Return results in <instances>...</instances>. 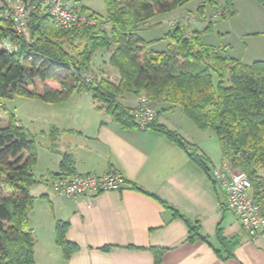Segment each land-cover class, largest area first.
Masks as SVG:
<instances>
[{
    "label": "trees",
    "instance_id": "trees-1",
    "mask_svg": "<svg viewBox=\"0 0 264 264\" xmlns=\"http://www.w3.org/2000/svg\"><path fill=\"white\" fill-rule=\"evenodd\" d=\"M190 1L104 0L110 31L95 12L91 16L98 23L69 28L60 25L46 7L39 5L30 14L23 33L14 31L10 16H2L12 10L10 2L2 3L0 43L7 42V47L0 49V100L25 97L59 102L76 92L89 93L97 109L104 110L121 127L140 129L133 108L121 100L126 94L138 99L145 95L155 107L169 105L158 110L145 129L160 132L188 151V141L158 121L163 110L177 108L200 130L214 132L222 151V166L248 174L251 196L264 213V60L246 64L227 55L224 48L220 51L202 40L204 34L212 31L215 20L235 15L234 0H203L197 8L198 15L205 17L208 7L213 11L204 30H188L176 24L160 39L146 40L139 35L150 19ZM256 1L264 7V0ZM81 8L85 12V7ZM218 13L220 16L214 18ZM163 40L169 41L166 50L151 49ZM9 44L15 49L8 48ZM99 49L111 50L108 63L118 72V82L104 76L91 81L83 77L85 73L92 74ZM37 81L43 84L41 90L36 88ZM8 116L7 125L0 127V264H36L35 235L29 227V215L36 201L31 188L37 183L33 172L37 145L26 127L18 123L16 114ZM189 156L212 174L214 166L204 153L193 152ZM61 166L70 172L72 161L68 154ZM174 216L187 223L189 241L207 240L199 221L185 218L177 210ZM67 227V222L58 221L55 231L57 244L69 258L77 245L67 240ZM220 240V257H232L240 241L231 244L233 238L221 236ZM155 251L158 260L161 252Z\"/></svg>",
    "mask_w": 264,
    "mask_h": 264
},
{
    "label": "crops",
    "instance_id": "crops-1",
    "mask_svg": "<svg viewBox=\"0 0 264 264\" xmlns=\"http://www.w3.org/2000/svg\"><path fill=\"white\" fill-rule=\"evenodd\" d=\"M237 7L234 0L239 14ZM110 51L97 50L94 63L98 58L102 64L108 63ZM112 73L118 82V72L114 69ZM30 100L36 108L30 109L28 121L16 116L37 145L33 168L37 183L31 188L36 201L29 215L36 264H264V227L257 239L250 238L227 208L221 180L189 156L202 152L214 169H224L212 130H200L177 108L163 110L158 121L188 141L186 151L156 130L121 127L97 109L89 93L76 92L59 102ZM121 101L134 109L138 97L126 94ZM65 154L72 161L70 172L61 166ZM112 170L126 177L119 191L73 198L59 196L51 188L50 178L57 174L72 178ZM261 174L264 176V167ZM176 210L199 221L207 240L189 241L187 223L174 216ZM58 221L68 223L66 238L77 245L69 258L56 242ZM220 236L233 238L231 244L240 241L232 257L223 259L218 254L223 250ZM155 250L161 252L158 260Z\"/></svg>",
    "mask_w": 264,
    "mask_h": 264
},
{
    "label": "rangeland",
    "instance_id": "rangeland-1",
    "mask_svg": "<svg viewBox=\"0 0 264 264\" xmlns=\"http://www.w3.org/2000/svg\"><path fill=\"white\" fill-rule=\"evenodd\" d=\"M9 1L0 0V5L4 2L9 3ZM236 1L238 2L237 9H240V13L215 20L212 31L204 34L202 40L208 45L221 49L224 48L227 55L234 58L237 57L246 64L262 61L264 60V7L256 0ZM202 2L203 0H191L183 7L156 15L147 22V24L152 25L148 26L144 24L139 35L146 40L160 39L169 31L171 26V24L169 26V23L172 20H177L176 24H180L188 30H204L213 13L208 7L205 17L199 16L197 8ZM69 4L75 5L81 10V6L85 7V13L88 15H92L95 12L103 20L104 28L110 31L111 25L106 22L107 11L104 0H77V2L76 0H69ZM1 12L4 11L2 10ZM2 16L5 17L4 13H2ZM191 17H193L192 23L189 22ZM194 19L196 20L194 21ZM175 25L171 26V28ZM26 34H28L27 30ZM168 44V40L159 41L152 45V49L155 51H163L167 48ZM4 47H7V44H4V42L0 43V49ZM8 48L15 49L12 45ZM97 61V63H94L92 69L93 77L101 78L105 75L104 77L112 81L116 80V75L112 73L114 70L113 67L107 62L102 64L101 58H98ZM37 82L36 88L37 90H41L43 84L40 81ZM33 101L25 97H16L12 100L1 99L0 127L7 125L9 113L18 114V117H21L25 122L28 121L30 109L32 108L34 110L36 108V105H31Z\"/></svg>",
    "mask_w": 264,
    "mask_h": 264
},
{
    "label": "built area",
    "instance_id": "built-area-1",
    "mask_svg": "<svg viewBox=\"0 0 264 264\" xmlns=\"http://www.w3.org/2000/svg\"><path fill=\"white\" fill-rule=\"evenodd\" d=\"M46 7L57 22L64 27H80L98 23L91 15L69 4V0H11L10 16L14 23V31L23 33L28 25V18L38 6ZM220 14H215L217 18ZM173 26L176 21L170 22ZM91 81V73L83 74ZM157 115L156 107L143 95L139 97L133 109V116L140 129L153 122ZM213 175L220 179L227 195V208L233 211L245 233L253 240L257 239L264 227V213L259 204L251 196V180L245 171L233 169L226 165L224 169H214ZM126 183L123 173L112 170L103 175L85 174L69 178L65 175H54L50 178L53 191L62 197H93L103 192H115L122 189Z\"/></svg>",
    "mask_w": 264,
    "mask_h": 264
}]
</instances>
